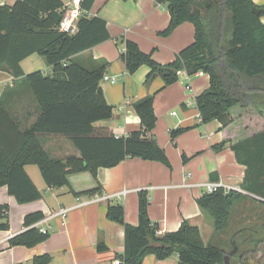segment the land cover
Wrapping results in <instances>:
<instances>
[{
	"label": "trees",
	"instance_id": "trees-1",
	"mask_svg": "<svg viewBox=\"0 0 264 264\" xmlns=\"http://www.w3.org/2000/svg\"><path fill=\"white\" fill-rule=\"evenodd\" d=\"M96 0H81L85 13L78 22V31L69 34L58 26L65 10L64 0H16L0 4V70L15 78L12 87L0 98V187L19 203L38 200L42 193L25 170L37 165L48 187L69 186L72 173L89 171L95 177L100 167H113L127 158L158 161L169 168L172 164L152 132L156 127L154 94L133 103L141 121V129L125 136H116L98 121L110 119L113 106L104 95L102 81L107 63L89 68L77 55L112 38L108 22L100 15H90ZM165 4L170 13L168 26L160 35L168 36L185 21L194 24L195 39L168 63H159L152 53L144 52L137 42L122 36L121 59L128 73L142 65L149 66L145 84L156 76L163 78L162 90L179 80V73L204 72L209 75V87L195 97L201 123L218 120L225 132L223 141L214 145L222 150L230 144L238 163L246 167L241 188L264 198V5L253 0H156ZM262 8L260 14L253 8ZM33 54L44 58L48 73L36 70L26 73L22 62ZM96 64V63H95ZM30 91L37 102L36 121L22 128L6 106L4 99L19 91ZM256 117L258 119H256ZM256 122L259 129L255 130ZM187 128L171 131L174 139ZM47 137L69 139L80 155L65 159L53 158L44 148ZM184 161L187 159L183 154ZM99 186L76 195L94 194ZM247 194L231 189H219L197 199L201 209L214 219V236L222 245L204 243L198 226L184 219L175 231L159 234V227L149 215L148 191H138L137 225L125 218L123 204H109L107 217L124 227L125 251L118 258L123 264H143L148 254L166 259L177 254L179 264H261L257 256L264 245V230L241 228L232 236L233 247L225 248V233L230 224L233 206ZM262 204L264 202L261 201ZM9 207L0 204V230H8ZM44 217L41 211L25 218L29 228L12 236L10 246H35L49 237L40 228L31 226ZM224 242V244H223ZM237 246V250H235ZM100 243L99 250L106 249ZM232 252V253H231ZM52 256H35L29 263L51 264Z\"/></svg>",
	"mask_w": 264,
	"mask_h": 264
},
{
	"label": "crops",
	"instance_id": "crops-1",
	"mask_svg": "<svg viewBox=\"0 0 264 264\" xmlns=\"http://www.w3.org/2000/svg\"><path fill=\"white\" fill-rule=\"evenodd\" d=\"M15 1L0 0V4L12 5ZM64 1L68 3V0ZM101 1L103 3L100 5ZM253 1L258 6L264 5V0ZM90 15H100L106 19L114 38L78 54L77 58L89 68L106 62L104 76L117 79L115 83L110 80L100 82L107 102L113 106V115L95 125L108 127L116 136L139 131L141 121L133 103L154 94L157 123L152 135L165 149L172 168L158 161L127 158L116 166L100 167L97 177L89 171L76 172L68 176L69 186L51 188L45 183L37 165H26L25 170L42 197L19 203L9 193L7 186L0 187V204L8 205L10 222L8 230H0V264L29 263L42 254L52 256L51 264H112L125 251V232L121 224L107 217L108 205L123 204L126 221L137 225L138 191L141 189L148 191L149 215L158 225L159 234L177 230L186 219L199 227L204 243L215 239L214 219L197 202L206 194L205 183L222 181L258 199L241 188L246 167L238 163L230 144L222 150H214V145L223 141L225 136L221 123L218 120L208 123L200 121L195 97L209 87V75L198 72L190 76L182 70L176 83L160 90L164 85L160 75L145 84L149 66L142 65L130 74L121 59L124 45L119 38L124 36L137 42L144 52L152 53L159 63L171 62L194 41V24L185 21L170 35H160L169 24L170 13L165 4H159L156 0H96ZM261 20L264 23V14ZM22 67L26 73L50 71L44 58L37 54L25 59ZM120 77L123 79L122 87L118 85ZM14 81L11 73L0 70V98L6 88L13 86ZM4 102L22 128L36 121L39 109L30 91L15 92L7 96ZM179 127L187 129L173 142L171 131ZM43 145L53 158L80 155L67 138L47 137ZM183 154L187 158L185 161ZM184 183L191 185L185 186ZM98 186L100 189L94 194L76 195L73 192ZM125 190L127 192L122 194ZM97 196L107 198L97 200ZM63 207L70 208L65 219L61 216L50 217L51 213ZM38 211L43 212L44 217L31 226L47 229L50 234L48 239L32 247L10 246L12 236L29 228L25 225L26 216ZM5 220L0 218V222ZM204 234L208 237L204 238ZM100 243L107 248L99 250ZM143 264H179V258L177 254L166 259L148 254Z\"/></svg>",
	"mask_w": 264,
	"mask_h": 264
},
{
	"label": "rangeland",
	"instance_id": "rangeland-1",
	"mask_svg": "<svg viewBox=\"0 0 264 264\" xmlns=\"http://www.w3.org/2000/svg\"><path fill=\"white\" fill-rule=\"evenodd\" d=\"M101 3H103V2L101 1L100 5H101ZM100 5L98 7H101ZM110 34H111V32H110ZM111 36H112L111 39H113L114 38L113 34H111ZM122 82H123V79L120 77L118 85L121 87L123 86ZM194 104L195 103H192V105H194ZM256 119H258V118L256 117ZM253 128L255 130H257L260 128V126H258V124L256 122H254ZM169 134H170V132H169ZM262 202H264V201H262ZM229 222H230V224H229L227 231L225 233H223L220 237V238H224L223 240H225V243H226L225 248H227L228 251L230 249H232V247H233V244L231 241L232 236L239 229H241V228H245V229L257 228L256 230H258V229L264 230V204H262L260 200L255 199L253 197L245 198L244 200L237 202L232 208V213H231V217H230ZM207 237H208V235L206 234V237H205V234H204V238H207ZM206 242H208V243L212 242V243H217L219 245H222V241H220L218 236H215V239H213L211 241L208 240ZM223 244H224V242H223ZM259 255H261V264H264V245H262L260 250L258 251L257 256H259Z\"/></svg>",
	"mask_w": 264,
	"mask_h": 264
},
{
	"label": "built area",
	"instance_id": "built-area-1",
	"mask_svg": "<svg viewBox=\"0 0 264 264\" xmlns=\"http://www.w3.org/2000/svg\"><path fill=\"white\" fill-rule=\"evenodd\" d=\"M84 13H85V11L83 10V8L81 6V0H68V3L65 4V10H64L63 17L60 20V23L58 26L59 30L62 32L69 33V34H75L78 31V22ZM102 80H108V81L110 80L112 83H115L117 81L116 77H109V76H104ZM173 114L175 115L176 112H173ZM199 117H200V115H199ZM183 185L190 186L191 184L184 183ZM203 186L206 189V193H213V192H216L217 190H219L221 188L224 189L225 192H228L229 190L234 189L231 186L224 184L222 181L207 182ZM126 192L127 191L125 190V191H123L122 194H125ZM117 195H119V194H117ZM104 198H105V196L104 197H101V196L96 197L97 200H101ZM69 210H70V208L63 207L60 210H58L54 213H51L50 217L61 216L63 219H65L67 217ZM40 230L43 233H48V230L45 228H40ZM112 264H123V261L121 259L117 258L112 262Z\"/></svg>",
	"mask_w": 264,
	"mask_h": 264
},
{
	"label": "water",
	"instance_id": "water-1",
	"mask_svg": "<svg viewBox=\"0 0 264 264\" xmlns=\"http://www.w3.org/2000/svg\"><path fill=\"white\" fill-rule=\"evenodd\" d=\"M262 11H263L262 8H257V7H254L253 8V12L256 13V14H260ZM249 194H251V193H249ZM251 195L254 196V197H256V198H258V199H260V200H263L264 201V198H261V197H259L257 195H254V194H251Z\"/></svg>",
	"mask_w": 264,
	"mask_h": 264
},
{
	"label": "flooded vegetation",
	"instance_id": "flooded-vegetation-1",
	"mask_svg": "<svg viewBox=\"0 0 264 264\" xmlns=\"http://www.w3.org/2000/svg\"><path fill=\"white\" fill-rule=\"evenodd\" d=\"M235 250H237V246H235Z\"/></svg>",
	"mask_w": 264,
	"mask_h": 264
}]
</instances>
